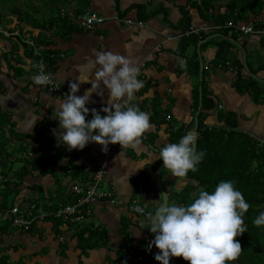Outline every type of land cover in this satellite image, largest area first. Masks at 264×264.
Wrapping results in <instances>:
<instances>
[{
  "label": "crops",
  "instance_id": "0c3cea01",
  "mask_svg": "<svg viewBox=\"0 0 264 264\" xmlns=\"http://www.w3.org/2000/svg\"><path fill=\"white\" fill-rule=\"evenodd\" d=\"M63 1H66L63 5L65 9L74 12L80 10L81 12L92 8L104 15L106 20L93 30L80 28L74 30L71 32L70 38L65 41L57 34L47 33L48 36L54 37V43L51 46L60 50L58 61L53 68V77L69 86V80H75L78 75L77 69L85 65L94 49L120 53L139 65L138 78L144 81L143 90H139L135 94L136 99L133 103L138 104L141 110L151 113V127L143 133L140 143L135 147H123L119 142H116L109 143L107 151H104L102 144L91 141L83 149L68 151L66 145L55 143L56 150L64 154L63 158L59 160L57 168H65V174L67 172L70 174V176L61 174L64 176L62 177L61 191L67 190V185L64 183L69 182L68 191L71 192L70 185L73 182L81 179L86 172L98 169H103L105 172L104 184H115L118 199L113 202L98 201L95 203L93 217L98 221L97 226L100 224L99 226L103 225L106 228L109 246L117 248L119 241L122 240L120 216L129 215L126 209L127 201L132 195V177L141 172L148 173L150 177L154 176L156 187V170L153 172L151 165L155 163L159 165L162 161L159 158V149L164 143L169 142L171 127L168 124L181 127L186 134L194 127L196 120L198 122V113L202 110L206 113L205 125L209 127L224 124L235 126L238 130L247 132L264 143V32H262L264 27L256 29L255 33H242L231 27L228 35H224L217 29L215 23L204 22L198 11L195 8L191 9L190 4L183 0ZM226 1L221 0L219 5L225 4ZM6 4H10V2H6ZM181 6L187 10L190 8L192 22L207 26L208 31L211 32L205 38L206 40L203 39L205 41L200 40L197 44L199 61H202L203 64V68L200 64L198 71L194 69L189 71L188 63L184 67L180 64L181 60L186 62V56L177 51L179 38L182 35V30L179 27V20L183 15ZM5 10L6 16L12 18L13 21L1 25V28H6L3 30L8 31L7 29L16 27L14 32L20 36V29L16 26V13H13L9 8ZM143 11L146 15L143 14ZM116 15L119 18L129 17L134 23L127 25L122 20H118ZM254 16L250 17L248 21L254 24H258L257 22L261 20L264 21V10L261 15ZM138 20H142L144 26H138ZM27 28L29 29L30 26L27 25ZM39 31L38 28L34 29L35 34H39ZM28 39L27 41L32 43V39ZM220 41H224L225 48L228 50L227 61L215 64L214 58ZM202 43L205 45L200 49ZM126 44L132 45L131 51L125 48ZM8 46L9 41L5 40V37L2 38L0 54ZM192 50L193 45L190 46L189 55ZM19 58L26 67L23 75L18 76H15L10 68L7 70L5 59L2 58L4 65L1 77L6 82V91L0 96V102L3 109L12 115L19 131L31 132L33 118H36L35 124L42 121L43 117H50L52 121L57 120L54 117L55 107L63 97L43 85H35L32 77L35 75L36 63L25 56L22 50ZM239 64L242 66L241 70ZM238 75H241L244 80L250 77L254 78L257 80V84L249 91H239L237 87ZM203 77L207 88L205 98L212 101L211 107L204 110L202 109L201 83ZM101 86L103 87V85ZM90 87V83H81L77 94L83 95L85 90ZM258 88L261 91L260 96L255 95ZM107 101L108 91L105 88L103 98L93 93L87 106L103 107ZM154 103H157L156 107ZM158 109L164 110V113H160L162 115L158 117L160 120L155 116ZM221 111L226 112V121L219 120ZM167 115H171V117L167 118ZM91 118L92 116H86V119ZM53 127L54 130L59 131L58 123ZM10 140L12 141L10 143L15 142L12 138ZM0 161L4 162L3 165L0 164L1 184L7 166L2 152H0ZM15 165L17 167L20 164L16 163ZM71 171L77 173L76 177L71 176ZM7 174L12 178V172ZM172 177L176 183L190 181V179L186 180V176L176 177L168 173L166 177L169 184L166 190L168 193L172 191V188L175 189L169 183ZM56 178H59L58 175L55 177L34 175L28 177L27 181L48 183V191L56 194V190H54L58 187ZM27 181L25 180V182ZM155 191L154 188L149 194L147 193L148 200H144L145 206L151 204L152 199L154 200L153 207L157 205L160 195H157ZM58 194L61 193L58 192ZM21 196L33 200L36 194L26 184L20 187V191L16 195V197ZM15 200L12 206L16 202ZM116 220H119V224ZM71 222L75 221L71 219ZM39 226L40 228L30 233L15 232L6 236L5 241L1 244L2 248H7L4 249L3 254H8L14 262L23 260L25 264H108L105 253L94 250L83 256L81 249L75 247L78 240V235L75 232L76 224L66 223L58 230L55 229L52 221L39 223ZM133 233L136 238L150 239L145 221L144 225L135 227ZM60 235H63L64 238ZM59 238L65 239V241H61ZM98 248L105 250L109 247Z\"/></svg>",
  "mask_w": 264,
  "mask_h": 264
},
{
  "label": "trees",
  "instance_id": "16d2710c",
  "mask_svg": "<svg viewBox=\"0 0 264 264\" xmlns=\"http://www.w3.org/2000/svg\"><path fill=\"white\" fill-rule=\"evenodd\" d=\"M37 1V3L34 0H29L27 3H16V1L12 2V0H0V26L13 21L12 18L2 12L3 9L9 8L17 15L16 26L20 29L21 34L20 36L19 34H12L16 27L7 29L11 33L9 36L4 34L5 40L9 41V46L4 51L2 50L0 54V96L6 91V82L1 77L2 58L5 59L4 63L7 65V70L10 68L15 76L23 75L26 65L19 58L22 50L25 56L36 64L41 61L45 65L46 71L53 76V68L58 61L60 50L51 46L54 43V37L48 36V34H57L65 41L70 38L71 32L78 29L71 18L61 15V8H63L66 1ZM81 1L87 2L89 0ZM183 1L190 4L191 9L195 8L197 10L204 22L215 23V26L218 27L217 29L224 35H228L231 29V26L227 27L226 23H249L248 19L250 17L261 15L264 10V0H227L222 5H219L221 0ZM6 2H10V5L6 6ZM183 6H181L183 15L179 20L182 35L179 38L177 51L179 54L186 56L189 71L193 69L198 71L200 69V61L197 44L200 40L208 37L211 32L208 31L202 36L185 34L192 23V18L189 11L190 8L187 10ZM79 12L80 10L76 11V13ZM143 14H145L144 11ZM257 23H253L255 29H263L264 21L261 20ZM27 25L30 26L29 29ZM33 28L40 29V33L35 34ZM28 38L32 39V43L27 41L29 40ZM224 41L218 43L217 53L214 58L215 64L227 61L228 50L225 48ZM192 45L193 50L189 55V49ZM204 45L205 43H202L200 49ZM239 68L240 70L242 69L240 64ZM201 83L202 109L204 110L211 107L212 101L205 98L207 88L204 77ZM255 84H257L256 79L250 77L244 80L241 75H238L237 87L239 91H249ZM142 90L143 88L140 89V91ZM260 93L261 91L258 88L255 95L260 96ZM197 99L199 100L198 97ZM156 112L158 113L157 110ZM205 117L206 113L202 112V110L199 111L197 117L199 129L197 150H204L205 156L198 164L195 172L188 171L186 178H189L190 182L185 184L181 190L172 189L168 193L169 204L186 205L192 202L201 188L211 191L220 180H233L235 187L243 193L250 207L243 217L247 230L234 237L235 240L240 242L241 253L232 264H264V228H257L252 223L259 212L264 210V143L249 133L238 130L235 126L224 124L209 127L204 123ZM219 120L226 121V112L221 111L219 113ZM57 123V120L52 121L50 117H43L42 121L36 122L31 132L19 131L16 122L12 119V115L3 109L0 102V152L3 153L7 161L6 171L4 170L5 174L0 184L2 185V188H0V264H25L23 260L14 262L8 254H3L4 249L6 250L7 248H2L1 244L5 241L6 236L15 232L30 233L40 228L39 223L46 221H52L56 230L66 223L76 224L77 229L75 232L78 235V240L75 247L81 249L83 256L96 250L107 255L108 264H150L149 258L150 260L152 259L151 253L154 252L152 248H157L155 245L149 247L154 233L147 230L150 239H139L136 238L132 229L142 226L139 225V221L134 219L133 216L144 214H131L129 212V215L120 216L122 240L119 241L117 248L109 246L106 228L103 225L99 226L100 224L97 226L96 223L98 221L93 217L94 204L82 208L81 218L80 214H78L79 212L69 216H56L54 214L58 208L76 200L70 190L68 191L69 182L64 183L67 185V190L61 191L63 186L62 177H64L61 174H65V168H57L59 160L64 156L62 152L59 153L55 148L57 138L54 135L53 126ZM168 125L171 127L169 142H178L185 135V132L181 127ZM11 138L15 141L14 143H10L12 142ZM12 144L14 145L11 146ZM16 163L20 165L16 167ZM157 166L158 163L151 165L153 172ZM8 172L13 173L12 178L7 174ZM34 175L40 177L47 175L55 177L58 175L59 178H56L58 187L54 189L56 194L48 191V183L27 181L28 177H33ZM65 175L70 176L68 172ZM76 175V172L71 173L72 177H76ZM78 180L81 179L79 178ZM132 181V195L128 199L127 204L132 203L136 198L143 204L144 200H148L149 192L154 190V176L150 177L148 173L141 172L133 176ZM26 184L36 194L33 200L30 199L37 205V208L32 211L33 214L31 213L32 217L37 216L40 210L46 212L47 216L43 220L35 218L31 222L29 229L24 230L12 222L14 215L10 211L20 187ZM108 185L103 182L104 189L107 190ZM110 187L114 190L113 195L99 201L113 202L118 199L117 188L114 185H110ZM155 190H157L156 187ZM58 192L61 194H58ZM71 219L75 222H71ZM147 226L146 223V228ZM60 237H63V235H60ZM61 241H65V239H61ZM103 246L109 248L105 250L98 248ZM176 263L190 264L183 257H176Z\"/></svg>",
  "mask_w": 264,
  "mask_h": 264
},
{
  "label": "clouds",
  "instance_id": "9594fccd",
  "mask_svg": "<svg viewBox=\"0 0 264 264\" xmlns=\"http://www.w3.org/2000/svg\"><path fill=\"white\" fill-rule=\"evenodd\" d=\"M125 48L131 51L132 45L126 44ZM180 64L186 66L183 60ZM77 71L75 80H69L68 93L55 107L59 131H53L58 144L66 145L68 151L83 149L91 141L102 144L104 151L109 143L119 142L123 147L139 144L151 127V113L133 103L135 94L144 87V81L138 78L139 65L120 53L94 49ZM32 81L35 85H49L52 77L41 70ZM81 83H90L91 87L78 95ZM105 88L108 101L101 109L106 113L102 115L87 104L93 93L103 98ZM89 112L92 118L86 119ZM196 139V134L188 131L178 142L160 147L159 158L171 175L185 177L189 170H197L205 151L197 150ZM249 207L243 193L228 179L220 180L211 191L201 188L186 205L165 201L154 212L145 213L137 203L134 211L146 215L147 229L155 234L149 247L159 249L154 258L161 264H169L170 257H183L190 264H232L241 253L240 242L234 237L247 230L243 217ZM252 223L264 228V210Z\"/></svg>",
  "mask_w": 264,
  "mask_h": 264
},
{
  "label": "built area",
  "instance_id": "2783aa9c",
  "mask_svg": "<svg viewBox=\"0 0 264 264\" xmlns=\"http://www.w3.org/2000/svg\"><path fill=\"white\" fill-rule=\"evenodd\" d=\"M90 1L94 2L96 0H90ZM61 15L71 18L73 23L78 28L83 29V30H93L99 25H101L106 20V17L104 15H102L100 12L92 8H87L84 11H81L79 13H76L73 10L61 8ZM116 18H118V20H122L127 25H132L134 23L133 20L129 17L119 18L118 15H116ZM142 24H143L142 20L137 21L138 26H142ZM226 26L234 27L235 30L242 32V33L257 32L253 23L251 22L236 23V24L232 22H228L226 23ZM2 31L7 36L11 34L5 30H2ZM206 32H208L207 26L200 24V23L192 22L189 28L186 30L185 34H193L196 36H202V34ZM262 32H264V30ZM12 34H16V32ZM40 64L43 65L42 69L39 67ZM41 70L44 72H47L45 65L41 61H39L36 64L35 74H37ZM51 77H52V83L49 85H43V86L48 88L50 91L64 97L69 91V86L67 84H62L61 82H59V80L53 77L52 74H51ZM89 108L90 109L96 108L98 111H101L102 109V107H89ZM101 114L105 115L106 113H103L101 111ZM87 116H92V113L89 112ZM167 118H170V115H167ZM104 173L105 172L103 169L86 172L85 175L81 178V180L73 182L70 185V188H71V194L76 198V200L74 202L69 203L68 205L58 208L54 214L56 216H69V215H74L75 213L79 212L78 214H80V218H81L82 208L84 206L95 204L94 202H98L99 200H104V198L106 197H111L114 193V190L112 188L110 190L108 189L106 190L103 188V182H104V176H105ZM137 203H139L142 206V204L140 203V200L137 198L134 199L132 203L127 205L129 212L131 214H138L137 212L134 211V205ZM142 207H145V206H142ZM35 208H37V205L35 202L25 197H22V196L19 197L18 200H16V202L13 204L11 211H10L14 215L12 222L18 227L23 228L24 230L29 229L31 222L35 218H41V220H43V218L47 216L46 212H43L42 210H40V213L37 216L32 217L31 213L33 209Z\"/></svg>",
  "mask_w": 264,
  "mask_h": 264
},
{
  "label": "rangeland",
  "instance_id": "374dc122",
  "mask_svg": "<svg viewBox=\"0 0 264 264\" xmlns=\"http://www.w3.org/2000/svg\"><path fill=\"white\" fill-rule=\"evenodd\" d=\"M16 1V3L17 2H21V0H19V1H17V0H12V2H15ZM22 2H27V0H22ZM10 4H6V6H9ZM39 8H40V6H38ZM3 13H6V10L5 9H3V11H2ZM142 26H144V24L142 25ZM141 27V26H140ZM2 29H3V27L1 28V26H0V40L2 39V38H4L5 36H4V32L2 31ZM209 45H211V43H209ZM1 65H2V68H3V61L1 62ZM158 104H159V101H158ZM156 105H157V103H154V106L156 107ZM161 106V105H160ZM159 106V107H160ZM158 111V113L156 112V114H155V116H156V119L158 118V117H160L163 113H164V110H162V109H158L157 110ZM160 113H162V114H160ZM154 116V117H155ZM169 138V137H168ZM31 144V143H30ZM0 164H4V162L3 161H0ZM91 171H93V170H91ZM91 171H88V172H91ZM171 174L167 169H163L162 170V184H163V187H164V189L165 190H167V188H168V183H167V181H166V177H167V174ZM84 174V172L82 173V175ZM187 179H189V178H186V180ZM190 182V181H189ZM170 185L172 184V186L177 190V191H179V190H181L184 186H185V184H187L186 182H180V183H176V182H174V180H173V177L172 178H170ZM110 185H114L115 186V184L114 183H111ZM110 185H108L107 186V189L108 190H110L111 189V187H110ZM155 188V187H154ZM173 189V188H172ZM156 193H157V195H160V193L156 190L155 191ZM161 196V195H160ZM159 196V198H160V200L157 202V205H154V207H153V203H154V200L152 199V202H151V204H146V206L144 207V208H146L145 209V213H147V212H149V211H152V210H154V208L155 207H158L159 206V204L161 203V197ZM158 197V196H157ZM18 198L19 197H16L15 199L16 200H18ZM151 198V197H150ZM15 200V201H16ZM160 202V203H159ZM94 203H97V202H94ZM124 205H125V207H126V204H125V202H124ZM145 204H144V201H143V204H142V206H144ZM150 206V207H149ZM126 210H128V212H129V209H128V206H127V209ZM133 218L134 219H137L138 221H139V225H144V221H145V223H146V215L144 214V215H141V216H136L135 217V215L133 216ZM116 222H117V224H119V220H116ZM133 229V231H135V228H132ZM148 230V229H147ZM152 238H153V236H152ZM152 250L154 251L153 253H151V256H153L154 257V255H155V253H157L158 251H159V249L158 248H152ZM152 257V260H150V258H149V262H150V264H161V262L160 261H157V260H155L154 258Z\"/></svg>",
  "mask_w": 264,
  "mask_h": 264
},
{
  "label": "water",
  "instance_id": "95a60500",
  "mask_svg": "<svg viewBox=\"0 0 264 264\" xmlns=\"http://www.w3.org/2000/svg\"><path fill=\"white\" fill-rule=\"evenodd\" d=\"M205 40H202V41H205ZM200 64H201V67L203 68L202 61L200 62ZM202 68H201V70H202ZM190 131H193L197 136V139H196V147H197V140H198V122H197V120H196L194 127ZM163 167L164 166H163V160H162L160 162V164L158 165L156 171H155V183H156L157 190L159 191L160 195L162 196V203H164L165 201L167 203H169V194L164 189L163 184H162V180H161V171H162ZM169 264H177L176 263V257H170Z\"/></svg>",
  "mask_w": 264,
  "mask_h": 264
},
{
  "label": "bare ground",
  "instance_id": "6f19581e",
  "mask_svg": "<svg viewBox=\"0 0 264 264\" xmlns=\"http://www.w3.org/2000/svg\"><path fill=\"white\" fill-rule=\"evenodd\" d=\"M168 193V192H167ZM161 199H162V196H161ZM162 203V202H161Z\"/></svg>",
  "mask_w": 264,
  "mask_h": 264
}]
</instances>
